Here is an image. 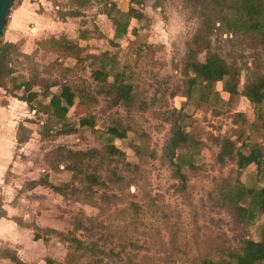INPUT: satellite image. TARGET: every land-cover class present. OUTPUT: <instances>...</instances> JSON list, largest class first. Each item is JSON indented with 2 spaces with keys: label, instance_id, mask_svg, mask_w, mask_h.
<instances>
[{
  "label": "rangeland",
  "instance_id": "rangeland-1",
  "mask_svg": "<svg viewBox=\"0 0 264 264\" xmlns=\"http://www.w3.org/2000/svg\"><path fill=\"white\" fill-rule=\"evenodd\" d=\"M52 1L58 8L57 17L68 15L56 35L64 33L75 41L82 32V52L77 60L46 52L26 59L11 52L7 63L10 78L37 85L40 81L54 83L51 94H57L61 85L69 87L77 104L69 110L67 122L76 124L88 115L90 127L78 128L70 135L40 138L34 132L45 116L12 99L21 96V90L9 85L7 91L0 89V103L2 98L11 102L5 109L10 120H23L18 124L24 123L32 133L18 152L23 169L12 183L15 192L23 181L42 177L65 187L63 196L42 186L22 193L19 208L26 220L54 230L47 233L32 224V234L46 237L47 254L58 264H203L206 260H227V252L238 250L244 234L224 209L221 193L235 182L260 186L259 174L264 171V102L251 108L239 95L247 73L261 63V52L216 31L208 37L209 49L239 68L237 93L227 95L220 83L207 87L198 84L187 92L182 59L186 42L199 23L200 0H142L140 5L133 4L146 19L131 23L128 30L133 28L135 34L131 32L115 45L107 42L112 27L102 12L110 1L125 11L128 0ZM51 8L49 18L53 20L52 4ZM197 60L202 61L203 54H198ZM101 67L105 71L112 68V74L130 84V107L109 104L101 85L91 76ZM37 85L31 91L39 93L41 87ZM175 121L196 142L185 155L183 182L173 175L163 153ZM114 124L125 133L123 139L112 140L120 154L82 166L84 173L102 182L91 186L90 192L84 190L86 185L72 180L71 173L50 168L44 161L43 155L55 147L100 151L105 130ZM223 138L233 140L235 147L243 140L257 146L261 153L259 170L251 165L237 170L227 159L219 162L216 156ZM245 236L259 239L258 218L247 227ZM71 238L85 249H77L69 242Z\"/></svg>",
  "mask_w": 264,
  "mask_h": 264
},
{
  "label": "trees",
  "instance_id": "trees-1",
  "mask_svg": "<svg viewBox=\"0 0 264 264\" xmlns=\"http://www.w3.org/2000/svg\"><path fill=\"white\" fill-rule=\"evenodd\" d=\"M154 1L159 3L162 0ZM141 2L142 0H128L129 6L125 11L116 9L111 1L104 6L102 14L110 21L112 27L110 36L107 37L109 45H115L116 42L121 41L131 32L132 35L135 34L133 28L128 30L129 25L131 23L138 24L146 18L132 5H140ZM198 2L197 15L199 23L189 38L190 40L186 42V52L182 59L181 74L186 79V91L189 92L193 86L198 84L207 87L220 83L221 91L227 95L232 96L237 93L239 68L228 65L209 49L208 37L216 31H221L229 36L230 40L244 41L250 48L261 52V63L247 73L239 92V95L246 99L251 108L258 107L264 102V0H200ZM157 5L159 6V4ZM67 16L63 14L58 18L64 19ZM82 35L83 33L79 32L75 41L65 34L57 38L51 37L41 40L36 43V49L30 55L21 54L15 44L1 42L0 36V89L7 91L9 85L14 90H21L23 93L21 96H12V98L23 102L31 112H39L45 116L44 122L36 124L34 132L40 138H48L55 134L70 135L75 133L78 128H88L90 127L88 124L89 116L86 115L84 118L78 119L76 124L67 122L69 110L77 102L69 87L65 85L59 87L57 94H51L49 89L56 85L54 83L43 84L40 81L37 85L28 81L17 82L14 78H10L11 71L7 67L10 53L16 52L23 58L30 59L36 56L37 50L40 49L43 52L52 53L62 58L77 60L82 52L81 43L84 40ZM198 54H203L202 61L197 60ZM111 69L105 71L101 67L93 70L91 73L92 79L98 85H101V92L109 100L111 106L123 105L124 107H130L133 104L132 88L130 84L124 83L112 74ZM109 76L112 77L111 82L107 81ZM36 85L41 87L39 93L31 91L32 86ZM40 99H44L46 102L42 103ZM32 104H34V107ZM236 117L242 119L243 116L241 113H237ZM16 130V142L18 143L26 142L32 134L22 124H18ZM105 135L106 138L100 151L94 149L78 151L65 147H55L44 154L43 159L50 168L54 167L71 173V179L78 180L82 185H86L84 190L90 192L91 186L102 185V182L99 181L97 176L84 173L82 170L83 164L93 160L101 161L103 157L119 155L120 151L112 143V140H121L125 137L124 131L118 127V124L107 128ZM239 138L240 134L237 136V139ZM248 143L250 142L243 140L240 146L235 147L233 140L223 138L216 159L219 162H223L225 159L233 161L237 170L250 165L259 170L261 153L257 146ZM195 144L196 142L189 137L181 124L175 121L170 138L163 147V153L167 164L173 169V175L181 182L185 181L184 174L181 172L182 166L187 163L185 155L189 153ZM53 163L55 165H51ZM61 163H65L63 168H60ZM259 176L262 177V182L258 187H248L240 182H235L225 190V193H221L224 209L232 215L237 228L244 235L240 240L238 250L227 252V260H221L220 262L206 260L203 264H260L264 261V171ZM111 177L119 182L121 181L114 174H111ZM38 186L48 188L56 194L65 195L64 186L52 185L43 177L24 184V187L30 189ZM1 217H4V214L0 211ZM256 218L259 219V239L253 240L245 235L247 234V227ZM42 230L47 233L48 231L54 233L52 229ZM39 238L41 237L33 233V240ZM69 242L74 244L77 249H85V246L75 238L69 239ZM0 258H6L13 264H23L13 253L8 251L0 250ZM43 264L58 263H54L47 258L44 259Z\"/></svg>",
  "mask_w": 264,
  "mask_h": 264
},
{
  "label": "crops",
  "instance_id": "crops-1",
  "mask_svg": "<svg viewBox=\"0 0 264 264\" xmlns=\"http://www.w3.org/2000/svg\"><path fill=\"white\" fill-rule=\"evenodd\" d=\"M15 1V0H14ZM51 4L55 9L57 6L50 0H20L18 4L10 7L5 26L2 30L3 42L17 45L18 51L24 55H30L36 49V43L48 39L57 38V28L61 29L65 20L56 16L50 20ZM43 52L38 49L36 54ZM0 103V211L4 217L0 218V250L13 253L23 264H43L44 259H51L47 254L48 241L42 238L33 240L32 224L34 228L51 229L38 226L36 222L26 220L24 212H20L19 203L22 201V193L31 192L32 189L24 187L25 180L18 186L15 192L13 181L16 175H20L21 169L18 152L24 143L16 142V127L19 122H12L10 115L5 111L11 102L2 98ZM13 99V98H12ZM21 105L27 106L18 100ZM26 129H29L25 126ZM32 135V134H31ZM30 135V136H31ZM24 174V173H22ZM46 238V237H44ZM0 264H13L6 258H0Z\"/></svg>",
  "mask_w": 264,
  "mask_h": 264
},
{
  "label": "water",
  "instance_id": "water-1",
  "mask_svg": "<svg viewBox=\"0 0 264 264\" xmlns=\"http://www.w3.org/2000/svg\"><path fill=\"white\" fill-rule=\"evenodd\" d=\"M14 0H0V36L6 22L8 11Z\"/></svg>",
  "mask_w": 264,
  "mask_h": 264
},
{
  "label": "built area",
  "instance_id": "built-area-1",
  "mask_svg": "<svg viewBox=\"0 0 264 264\" xmlns=\"http://www.w3.org/2000/svg\"><path fill=\"white\" fill-rule=\"evenodd\" d=\"M14 2V1H13Z\"/></svg>",
  "mask_w": 264,
  "mask_h": 264
}]
</instances>
